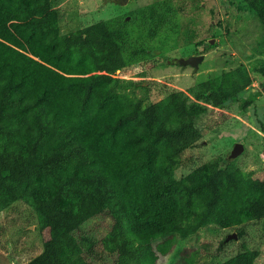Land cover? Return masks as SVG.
I'll list each match as a JSON object with an SVG mask.
<instances>
[{
	"label": "trees",
	"instance_id": "1",
	"mask_svg": "<svg viewBox=\"0 0 264 264\" xmlns=\"http://www.w3.org/2000/svg\"><path fill=\"white\" fill-rule=\"evenodd\" d=\"M240 2L264 30V0ZM137 12L130 30L111 18L62 34L54 0H0V212L24 202L43 234L25 264H109L74 235L97 215L111 218L99 255L111 264H159L178 237L210 224L261 220L264 231V180L215 160L174 176L201 138L208 105L239 99L250 74L237 66L145 104L134 93L140 83L116 71L150 56L178 24L167 0ZM257 256L243 249L221 264Z\"/></svg>",
	"mask_w": 264,
	"mask_h": 264
},
{
	"label": "rangeland",
	"instance_id": "2",
	"mask_svg": "<svg viewBox=\"0 0 264 264\" xmlns=\"http://www.w3.org/2000/svg\"><path fill=\"white\" fill-rule=\"evenodd\" d=\"M154 1L157 0H126L120 4L116 0H54V4L60 12L63 34L111 18L127 20L126 28L130 30L137 11ZM167 1L175 10L178 26L174 31L178 34L166 42H157L150 56L142 55L137 62L116 71L115 76L139 82L134 93L149 104L172 90L187 92L189 87L222 71L244 66L252 78L248 89L222 107L208 105L198 121L203 127L201 138L185 152L188 164L179 165L174 176L180 178L200 163L215 160L221 167L231 164L247 176L264 180V30L260 21L240 0ZM203 46L207 51L202 53L196 69L175 62L178 57L198 55ZM250 95L254 96L252 104L240 109V101ZM236 142L242 143L244 150L229 160ZM110 223L109 216L97 215L74 233L79 240L90 241L86 246L82 243L83 247L94 246L98 256L93 261L97 263H112L110 258L99 259L103 252L100 240ZM241 230L244 235L239 238ZM42 235L33 209L22 201L12 203L0 212V264L28 262L42 251ZM243 249L257 251L254 264H264L261 220L242 227L210 224L186 238L178 237L159 264H185L189 257H193V264H221Z\"/></svg>",
	"mask_w": 264,
	"mask_h": 264
},
{
	"label": "water",
	"instance_id": "3",
	"mask_svg": "<svg viewBox=\"0 0 264 264\" xmlns=\"http://www.w3.org/2000/svg\"><path fill=\"white\" fill-rule=\"evenodd\" d=\"M116 1L120 4H123L126 2V0H116ZM203 56H204L203 54H198V55H190L186 58L178 57L175 59V62L183 66L188 65V66H191L193 69H196L198 67L199 62L203 59ZM243 150H244V146L242 143L240 142L234 143L229 153L228 159L233 160Z\"/></svg>",
	"mask_w": 264,
	"mask_h": 264
}]
</instances>
